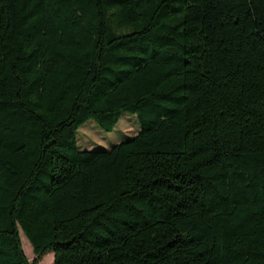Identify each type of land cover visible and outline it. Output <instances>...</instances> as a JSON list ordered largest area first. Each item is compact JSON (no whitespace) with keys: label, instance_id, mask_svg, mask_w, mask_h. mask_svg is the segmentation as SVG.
<instances>
[{"label":"trees","instance_id":"16d2710c","mask_svg":"<svg viewBox=\"0 0 264 264\" xmlns=\"http://www.w3.org/2000/svg\"><path fill=\"white\" fill-rule=\"evenodd\" d=\"M46 254L264 264V0H0V264Z\"/></svg>","mask_w":264,"mask_h":264},{"label":"rangeland","instance_id":"374dc122","mask_svg":"<svg viewBox=\"0 0 264 264\" xmlns=\"http://www.w3.org/2000/svg\"><path fill=\"white\" fill-rule=\"evenodd\" d=\"M140 130V125L135 114L123 113L120 120L111 132L101 130L92 120L85 122L77 130V144L79 149H109L114 144L125 141ZM23 250L29 261H33L35 255L31 244L23 233L20 232ZM51 253V252H50ZM48 254V253H47ZM44 255L38 264H54L53 254Z\"/></svg>","mask_w":264,"mask_h":264}]
</instances>
